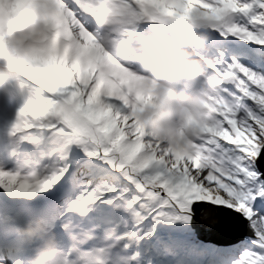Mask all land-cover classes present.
Instances as JSON below:
<instances>
[{
	"label": "snow or ice",
	"instance_id": "1",
	"mask_svg": "<svg viewBox=\"0 0 264 264\" xmlns=\"http://www.w3.org/2000/svg\"><path fill=\"white\" fill-rule=\"evenodd\" d=\"M59 3L84 30L71 45L61 43L71 28L53 31L58 21L52 15L47 35L25 30L14 39L29 42L0 55V81L19 69L15 79L26 92L9 132L14 146L0 157V190L10 198L38 199L57 247L75 245L70 259L99 249L104 264H140L141 254L129 249L152 240L159 224L201 222L231 238L224 264H264V0H200L222 9L211 39L191 46L219 93L220 126L183 150L133 126L136 113L147 115L156 103L97 58L85 34H103L95 19L75 0ZM15 20L6 26L18 32ZM160 30L150 23L142 28ZM38 74H47L49 87ZM87 94L106 113L107 127L86 124L77 114L74 106ZM165 97L162 92L161 101ZM45 141L40 164L15 162L25 142ZM14 212L0 200L7 223L6 231L0 226V264L32 254Z\"/></svg>",
	"mask_w": 264,
	"mask_h": 264
},
{
	"label": "clouds",
	"instance_id": "2",
	"mask_svg": "<svg viewBox=\"0 0 264 264\" xmlns=\"http://www.w3.org/2000/svg\"><path fill=\"white\" fill-rule=\"evenodd\" d=\"M81 13L91 15L103 34L85 33L97 58L116 68L120 76L138 85V91L151 97L157 107L147 115L137 112L134 127L140 134L164 139L178 150L186 148L193 138H200L209 130L219 128L216 119L220 111L219 95L202 57L191 49L211 39V30L216 27L222 9H213L200 0H75ZM193 4L198 5L192 7ZM22 14L18 32L5 26L0 33V55L10 54L13 49L29 41L18 33L32 30L33 35H47L45 23L54 15L58 21L53 31L71 28V35L61 38V43L71 45L73 37L84 33L83 28L72 18L71 13L59 0H29L18 4L14 0H0V17L5 22L10 17ZM146 23L158 26L155 33L142 32ZM97 37H100L99 41ZM41 43L46 42L41 40ZM107 49V51H105ZM115 57L116 59H113ZM119 61V62H118ZM27 67V65H25ZM19 69H17V72ZM17 72L8 73V81H20ZM49 87L47 74H38ZM5 82V81H0ZM166 97L161 104V93ZM77 114L86 123L108 126L107 115L91 94L74 106ZM81 109H83L81 111ZM36 230L31 226L19 229V236L31 247L30 238ZM77 251L75 245L65 250L57 247L54 234H48L45 242L26 258L20 257L12 264H104L100 250Z\"/></svg>",
	"mask_w": 264,
	"mask_h": 264
},
{
	"label": "rangeland",
	"instance_id": "3",
	"mask_svg": "<svg viewBox=\"0 0 264 264\" xmlns=\"http://www.w3.org/2000/svg\"><path fill=\"white\" fill-rule=\"evenodd\" d=\"M227 2L231 4L232 0H227ZM15 23L19 25L16 21ZM4 25H6L4 18H0V27ZM237 42L246 43V41H243L244 43L242 41ZM25 102L26 92L21 89L17 82H0V157L6 156L14 146V138L9 135V132L15 122L16 113ZM162 103L163 101H161ZM41 111H43V106H41ZM44 145L45 142L40 146L25 142L17 152L16 157H14L15 162L18 164H31L35 167L43 160L44 153L41 149L45 147ZM0 200L5 201V207L11 205L15 209L14 217L17 221L19 220L27 226L29 222H32L36 228H39L40 240L45 241L47 239V228L40 217L42 215V205L38 199L29 201L23 197L10 198L6 194L0 195ZM182 226L188 231L181 230L180 227ZM126 230V228H122V231ZM189 230L188 224L161 223L157 226V234L152 240L133 244L129 249V253L139 252L141 254L140 264H149L148 262L152 264H180L186 258L191 261V264H224V258L232 255L228 250L232 249L233 246L226 248L205 246L200 248L201 242L193 231ZM32 242L30 241V243ZM198 258L203 259L199 260Z\"/></svg>",
	"mask_w": 264,
	"mask_h": 264
},
{
	"label": "water",
	"instance_id": "4",
	"mask_svg": "<svg viewBox=\"0 0 264 264\" xmlns=\"http://www.w3.org/2000/svg\"><path fill=\"white\" fill-rule=\"evenodd\" d=\"M226 213H230V209L225 210ZM190 227L193 229L195 236L200 240L201 242L217 246V247H231L233 246L231 242V238L223 232L222 229L216 228H209L207 225L196 222L193 224H190Z\"/></svg>",
	"mask_w": 264,
	"mask_h": 264
},
{
	"label": "trees",
	"instance_id": "5",
	"mask_svg": "<svg viewBox=\"0 0 264 264\" xmlns=\"http://www.w3.org/2000/svg\"><path fill=\"white\" fill-rule=\"evenodd\" d=\"M232 39H237V38H232ZM237 41H242V40H237ZM243 42V41H242ZM244 43V42H243ZM246 43H249V42H246ZM250 46H254V43H252V44H250ZM259 47V46H258ZM180 229L181 230H186V231H188L184 226H182V227H180ZM190 231V230H189ZM205 246L204 245H202L201 244V247L200 248H204ZM199 260H201V259H203V258H198ZM196 261V260H195ZM194 261V262H195ZM224 261H225V258H224ZM183 263H185V264H187V263H189V264H191V261H189V259L188 258H186V259H184V261H181V263L180 264H183Z\"/></svg>",
	"mask_w": 264,
	"mask_h": 264
},
{
	"label": "bare ground",
	"instance_id": "6",
	"mask_svg": "<svg viewBox=\"0 0 264 264\" xmlns=\"http://www.w3.org/2000/svg\"><path fill=\"white\" fill-rule=\"evenodd\" d=\"M32 218V217H31ZM0 226H1V224H0ZM42 245V244H41ZM40 244H39V246H41ZM37 248H39V247H37Z\"/></svg>",
	"mask_w": 264,
	"mask_h": 264
}]
</instances>
